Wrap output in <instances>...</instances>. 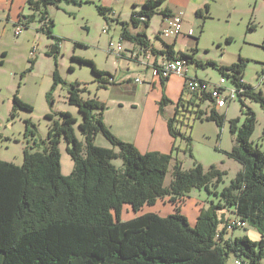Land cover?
I'll return each instance as SVG.
<instances>
[{
  "label": "trees",
  "instance_id": "1",
  "mask_svg": "<svg viewBox=\"0 0 264 264\" xmlns=\"http://www.w3.org/2000/svg\"><path fill=\"white\" fill-rule=\"evenodd\" d=\"M28 1L37 11L45 9L39 15L41 20L46 19L50 37H56L51 33L54 21L49 18L47 8L63 0ZM166 3L168 0H146L140 10L134 9L130 20L138 31H131L129 23L122 22L121 38L147 45L146 30L139 28L149 26L156 14L174 15ZM205 9L208 12V5ZM98 10L104 15L112 11L103 5L98 6ZM197 14L202 15L201 10ZM34 17L36 13L32 19ZM194 38L197 45L199 38ZM164 44L166 48L158 53L203 64L194 56L175 50L176 42ZM58 45H54L50 53L56 58V68L48 99L58 84L64 82L57 65ZM74 57L81 63H90L101 87L114 84L112 73L99 69L91 59ZM247 62L240 57L238 62L218 68L233 84L244 89L239 96L241 101L252 98L264 108V92L244 81ZM79 85V82L71 84L69 101L83 116L79 122L83 139L77 138L74 127L79 120L69 111L62 112L61 120H56L50 128L44 148L26 149L21 165L0 160V264H230L233 256L249 259L251 264H264L261 262L264 237L256 241L248 235L226 238L228 220L223 221L220 214L224 207L234 206L238 217L252 223L260 232L264 231V150L252 140L257 124L253 108L242 101L244 124L240 126L239 118L230 121L236 140L229 156L238 160L242 169L237 171L230 185L221 190L222 200L203 207L196 224L192 225L182 212L184 196L192 188L204 187L212 193L210 188L223 180L225 172L217 165L205 167L200 162L183 169L178 156H174L175 151L182 150L177 140H185L186 150L191 151L192 122L207 118L222 127L225 113L215 108L207 94L194 93L187 100L184 90L181 97L173 101L164 93L159 111L166 117L175 138L174 151L143 153L134 143L120 139L108 128L104 123L106 104L98 98L81 96ZM207 96L212 103L209 110L202 108L209 100ZM186 104L194 107L189 109L194 116L187 117V121L179 118L180 109ZM169 105H175L172 116L165 115ZM20 109L32 111L33 107L16 93L14 115ZM99 133L104 134L112 147L95 143ZM62 136L72 144L68 145L67 152L74 166L67 175L61 167ZM117 159L122 160L121 166L115 162ZM173 161L172 181L165 185ZM167 196L175 205L174 213L162 217L145 212L132 219H121L124 204H130L139 212L145 204L153 205L158 198Z\"/></svg>",
  "mask_w": 264,
  "mask_h": 264
},
{
  "label": "rangeland",
  "instance_id": "2",
  "mask_svg": "<svg viewBox=\"0 0 264 264\" xmlns=\"http://www.w3.org/2000/svg\"><path fill=\"white\" fill-rule=\"evenodd\" d=\"M142 1L63 0L58 5H50L47 12L49 18L54 21L51 33L56 36L50 37L46 19L41 20L40 17L45 10L43 7L37 11L28 0H0V160L21 165L24 163L26 149L44 148L50 128L56 120H61L62 112L69 111L79 120L74 127L77 138L83 139L84 135L79 129V122L83 120V116L69 101V91L74 82L80 83L81 96L98 98L106 104L104 123L113 121V114L119 110L118 99L128 104L130 94L120 86L110 89L101 87L90 63H81L74 56L91 59L99 69L112 73L118 81L126 80L125 83L133 85L137 77L145 80L147 74L143 70L134 66L127 69L128 64L124 56L126 53L130 56L131 43L128 40H123L124 55L109 51L111 42L122 41L121 34L124 30L122 22H128L130 30L138 31L130 17L135 8L142 7L140 4ZM102 5L111 7L112 13L107 15L100 13L98 6ZM167 5L174 11H182L184 16L186 31L179 34L177 49L203 62L202 65H197L196 60L191 61L190 76L216 84L222 77L218 67L232 65L241 57L248 60L245 65L244 81L256 87L260 85L264 90V0H168ZM205 5H208V12ZM199 10L202 15L197 14ZM35 13L36 17L32 19ZM25 18L26 22L21 21L25 28L16 35L15 29L18 27L16 24ZM163 18L162 14H156L151 18L149 26L142 25L139 29L146 30V34L152 40H157L156 35L162 28ZM193 30L194 35L199 38L197 45L188 37ZM57 43L59 44L57 65L64 82L58 84L48 99L47 94L52 89L56 68V58L50 53ZM212 62H215L216 66L212 65ZM230 80L229 78L226 80L227 89L232 85ZM131 85L129 87H132ZM16 93L31 104L32 111L20 109L14 115ZM142 93L143 91L139 92V97ZM193 96L186 90L185 99H191ZM242 101L254 109L257 124L252 140L264 150V108L252 98H244ZM242 101L237 98L221 108L214 105L220 112L225 113V124L222 127H218L215 121L207 118L193 121V127L189 130L193 137L191 151L186 150L185 140H177V145L182 150L175 151L174 156L178 155L183 169H190L194 167L195 162H200L205 167L217 165L225 172L223 180L210 188L212 193L204 187L192 188L185 196L182 209L188 213L192 225L195 224L198 208L201 206L208 208L210 204L221 201V190L230 185L237 171L242 169V164L229 156L236 140V135L230 130V121L239 118L240 126L245 122V115L241 111ZM211 105L210 100H207L202 108L209 110ZM174 108L175 105L167 108L170 116L173 115ZM189 109L194 107L186 104L180 109L179 118L186 121L187 117L193 118L194 114ZM134 115L137 121L139 114ZM108 128L110 129L109 126ZM95 143L103 147H112L103 133L97 135ZM68 145L72 144L62 136L61 167L63 174L66 175L74 166L73 158L67 152ZM115 162L119 166L123 164L122 160L117 159ZM174 164L175 161L171 164L165 185L172 181ZM169 199V196L158 198L155 204H145L139 212L134 211L132 206L126 203L121 219H132L145 212H154L162 217L172 214L176 210ZM227 209L220 211L225 217L235 214L234 206H228ZM246 222L245 228H238L235 231L236 236L248 235L255 241L264 237V231L260 232L259 228ZM233 261L231 260L230 264H233ZM261 262L264 263V257Z\"/></svg>",
  "mask_w": 264,
  "mask_h": 264
},
{
  "label": "crops",
  "instance_id": "3",
  "mask_svg": "<svg viewBox=\"0 0 264 264\" xmlns=\"http://www.w3.org/2000/svg\"><path fill=\"white\" fill-rule=\"evenodd\" d=\"M145 1L146 0H143L140 4L142 5ZM167 6L170 7L169 5ZM135 9L138 11L141 8L140 9L135 8ZM110 13H112V11ZM174 13L176 14L179 12L174 11ZM134 31L135 30H133V32ZM185 31L186 30H184L183 33H185ZM178 36L176 38H172L168 40L159 37L157 35H156L157 40H152L148 35L147 38H148V44H151V46L154 47V50L157 51V52L154 51L155 55L158 56L159 54L158 51L166 48L164 42L166 43L176 42L177 44ZM191 39H193L194 43L196 44L195 38H191ZM128 41L131 43L129 53L131 52L132 49H134L135 47L137 48L139 44H141L140 42H136V41H131V40ZM175 47H176L175 50L177 51L181 50V49H177V45ZM124 57L128 64L127 66L128 70L131 69V66H134L136 67V69L143 70L147 74V76L145 80L141 79L142 80L141 82H135L136 79L135 78L134 79L135 83H133V85H131L130 83H125L126 80L118 81L115 79V76L112 77L114 84L109 85L105 89H110L111 87L114 88L120 86V87H124L130 95L128 96L129 98L128 104H126L124 101H121L120 98L118 99L117 101L119 105L118 109L120 111L118 110L115 114H113V121L110 122L106 121V124L110 127V130L113 133L119 136L120 139L134 143V145L143 153L147 151L148 152L161 151L165 154L172 153L174 151L173 146H174L175 138L171 135L169 131L167 125L168 121L166 117L164 116V114H162L159 111L160 108L159 102L164 93L171 100L177 101L184 93V90H186L185 80H184L185 78L181 75H172L171 77L167 78L164 82H162L161 80L162 78L156 75V73L154 72L155 69L151 65L143 63V60L136 61V59L131 57V55L129 56L127 53L125 54ZM128 81L129 80H127V82ZM130 85L132 87H129ZM258 86L259 87L256 86L254 87H256L257 90H262L264 92L263 88L260 85ZM141 91H143V93L139 97L138 94ZM170 106L172 105H169L167 108H169ZM167 108H165V115L170 116L171 114L167 111ZM135 113L139 114V117H137V121L135 120V115H134ZM105 119L106 117L104 114V120ZM184 199L182 200V205L184 203L183 202ZM202 208H203L202 206L198 208V215H200ZM224 208L228 210L227 207ZM183 213L188 217L189 221L192 223V221L188 216V213L185 212ZM220 214L223 218V221L225 222L236 215L234 214L225 217L224 213L220 212ZM198 215H196L195 224ZM236 230L237 228L234 231L226 232L225 237L226 238L235 237ZM231 260H234V256L231 258Z\"/></svg>",
  "mask_w": 264,
  "mask_h": 264
},
{
  "label": "built area",
  "instance_id": "4",
  "mask_svg": "<svg viewBox=\"0 0 264 264\" xmlns=\"http://www.w3.org/2000/svg\"><path fill=\"white\" fill-rule=\"evenodd\" d=\"M21 21L26 22V18L24 20H19L16 24L18 26L17 29H15L16 35H19L25 28V25L21 23ZM183 32V14L182 12H179L169 17L164 16L162 28L159 33H157V36L168 40L176 38L179 34ZM194 34L195 32L193 30L190 31L188 36L194 38ZM123 47V39L122 41H119L117 43L111 42L109 46V51L116 52L117 54L122 56L124 53ZM130 53L131 57L136 59V61L143 60V63L149 64L154 67V72L161 78L167 79L172 75L183 76L185 78V88L188 92L192 94H198L199 96L207 94L208 96H210V98L213 99L214 105H216V107L218 108H221L223 106L226 107L230 101L239 98L241 93L244 92L243 88L238 87L233 83L230 88L227 89V87H225V83L228 78L226 74H223L221 80H219V82L216 84H211V82L201 80L196 76H190V62L188 61V59L169 58L166 53H159L157 56L155 55L154 47L151 46V44H139V46L137 48L135 47L134 49H132ZM141 81V78L135 79V82ZM226 92H228V94H226ZM246 226L247 222L235 215L227 221L226 232L234 231L236 228H245ZM219 233L220 231H218L217 236H219ZM233 264H251V261L243 257L235 256Z\"/></svg>",
  "mask_w": 264,
  "mask_h": 264
}]
</instances>
